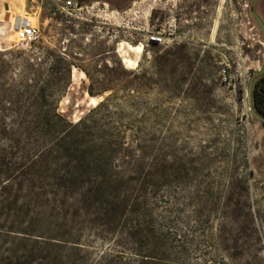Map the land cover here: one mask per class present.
Returning a JSON list of instances; mask_svg holds the SVG:
<instances>
[{
    "label": "rangeland",
    "instance_id": "374dc122",
    "mask_svg": "<svg viewBox=\"0 0 264 264\" xmlns=\"http://www.w3.org/2000/svg\"><path fill=\"white\" fill-rule=\"evenodd\" d=\"M66 1L77 10L63 13ZM253 1L0 0V88L43 80L62 59L59 114L139 131L153 166L127 176L124 215L109 223L0 178V264H264V125L247 92L264 67L252 17L264 25V0ZM172 16L175 39L147 46ZM24 25L36 42L19 40Z\"/></svg>",
    "mask_w": 264,
    "mask_h": 264
},
{
    "label": "trees",
    "instance_id": "16d2710c",
    "mask_svg": "<svg viewBox=\"0 0 264 264\" xmlns=\"http://www.w3.org/2000/svg\"><path fill=\"white\" fill-rule=\"evenodd\" d=\"M32 68L28 65L26 71ZM47 73L43 80L24 78L17 86L0 88V178L4 186L26 185L35 198L73 200L83 210L94 209L106 223L121 220L127 176L139 182L143 172H153L152 165L142 167L146 154L140 132L130 136L129 129L126 135L107 123L100 128L89 116L76 124L68 122L52 98L68 85L70 68L58 59ZM87 94L96 96L91 88ZM250 101L251 110L264 119V74L254 79ZM103 108L104 102L96 110Z\"/></svg>",
    "mask_w": 264,
    "mask_h": 264
},
{
    "label": "built area",
    "instance_id": "2783aa9c",
    "mask_svg": "<svg viewBox=\"0 0 264 264\" xmlns=\"http://www.w3.org/2000/svg\"><path fill=\"white\" fill-rule=\"evenodd\" d=\"M77 10L76 4L72 1H66L63 3L62 12L65 14L72 13ZM176 25L175 18L172 16L169 23H167L165 29L161 33H152L147 36V46H164L175 39ZM19 40L25 43H34L38 39L37 32L30 28L28 25L19 26L18 28ZM219 79L222 84H229V74L225 68H221L219 72Z\"/></svg>",
    "mask_w": 264,
    "mask_h": 264
},
{
    "label": "water",
    "instance_id": "95a60500",
    "mask_svg": "<svg viewBox=\"0 0 264 264\" xmlns=\"http://www.w3.org/2000/svg\"><path fill=\"white\" fill-rule=\"evenodd\" d=\"M258 0H254L252 5L253 7L255 6L256 2ZM252 17L257 25V27L260 29V31L263 33L264 35V25L262 23V21L260 20V18L255 14L254 10L252 11ZM263 55H264V49H263ZM264 74V67L259 71V72H256V73H253L251 75V78L249 80V83H248V89H247V92H248V97H249V104L251 106V101H250V93H251V88H252V84H253V81L254 79L262 76ZM251 109V108H250ZM251 114L252 116L262 125H264V119L260 118L258 115H256L252 110H251Z\"/></svg>",
    "mask_w": 264,
    "mask_h": 264
},
{
    "label": "bare ground",
    "instance_id": "6f19581e",
    "mask_svg": "<svg viewBox=\"0 0 264 264\" xmlns=\"http://www.w3.org/2000/svg\"><path fill=\"white\" fill-rule=\"evenodd\" d=\"M128 50H129V52H135V53H139L140 52V48H137V47H129Z\"/></svg>",
    "mask_w": 264,
    "mask_h": 264
}]
</instances>
